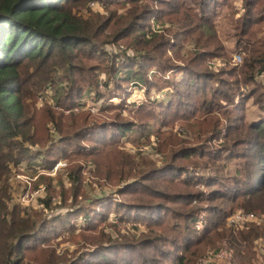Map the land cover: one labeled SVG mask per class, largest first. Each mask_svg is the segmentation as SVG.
Returning a JSON list of instances; mask_svg holds the SVG:
<instances>
[{"label": "trees", "instance_id": "trees-1", "mask_svg": "<svg viewBox=\"0 0 264 264\" xmlns=\"http://www.w3.org/2000/svg\"><path fill=\"white\" fill-rule=\"evenodd\" d=\"M91 1L106 13L92 12ZM223 9L241 11L232 31L223 28L233 48L217 27ZM213 58L224 62L217 71ZM261 74L264 0H0V264H195L223 239L233 264H253L254 242L264 238ZM129 85L147 87L133 110L122 96ZM153 90L163 97L150 98ZM248 100L252 120L243 114ZM175 121L192 140L172 132ZM151 136L159 163L120 145L151 146ZM216 140L220 147L207 148ZM180 161L208 172L190 176ZM20 164L37 175L34 187L45 186L44 207L12 203L10 166ZM236 210L254 221L234 229L227 218ZM66 241L76 247L58 249Z\"/></svg>", "mask_w": 264, "mask_h": 264}, {"label": "rangeland", "instance_id": "rangeland-1", "mask_svg": "<svg viewBox=\"0 0 264 264\" xmlns=\"http://www.w3.org/2000/svg\"><path fill=\"white\" fill-rule=\"evenodd\" d=\"M87 6L92 12H95V13H99V12L106 13L104 5L100 1H91V2L88 3ZM235 9H237V12H238V9H240L239 2L235 3ZM240 12L237 15H233V14L229 13L226 9H223L222 17L221 18L219 17L218 20H217V27H218V29L220 31L221 38H223L224 44H226V46L229 47V48H233V46H234L232 44L233 41L231 40L229 35L226 34L227 30H224L223 28L224 27L225 28H230V30L232 31V27H231L232 20H233L234 17H237V16L241 15ZM80 13H83L85 16L88 15L86 10H81ZM152 24L153 25H152L151 29H153V31L155 29H160L161 28V22H156V23L153 22ZM165 26H168V24H166ZM259 35H261V33H259ZM183 45H185L184 49H186L187 51L193 49L192 48L193 45H191L189 41L185 42ZM120 47H122V48H120ZM120 47H119V49H121V50L123 48H125L123 46H120ZM109 49L111 51H113V52L117 50V48L113 47V46L109 47ZM170 54H172V50L170 51ZM236 54H240V53H236V51H231V62H233L235 64H237L236 62H238L237 60L234 61V59H233ZM207 62L210 65V67H212L216 71L218 69H220L221 67H223V64H224V62L221 59H219V58L208 59ZM177 63L182 64L180 61H178ZM258 79H260L261 82H264V74H261L258 77ZM146 88L147 87H145V86H143V87H141V86L134 87V86H130L129 85L128 88H127L128 95L125 94V93H123V95H122V96L126 97V100H127V103H126L127 107L126 108L133 110V108L136 107L139 103L145 101L146 100L145 97H147ZM163 94H164L163 92H161V94H159V92H156L155 90H153L151 93H149V97L150 98H154V96L163 97ZM120 99L121 98L114 99V100H115V102H119ZM85 100H87V99H85ZM38 102H39V104H41L40 99L38 100ZM101 102H103V101H101ZM101 102H99V103L101 104ZM121 111L124 114V116H128V117H129V115H131L133 113V112L125 110V108H122ZM255 111H256V107L254 105H252L251 100H248L247 103H246V108L243 111V114H245V118L248 119V120H252L254 118V116H255V114H254ZM135 114L136 113L131 115V118H133L135 120H137L139 118L140 120H143L144 122L150 123V127L152 129L154 127L161 126L159 121L156 120L157 121V123H156L155 121L151 120L147 116L146 113H140L137 116L138 118L134 117ZM180 123L181 122H179V121L178 122L175 121V123H174V125L172 126V129H171L172 132L176 133L177 136H179V138L182 139V140H187V141L192 140L191 131L187 133L185 127H183ZM221 132H222V134L225 133V131H221ZM203 137H206V138L210 137V134H208L207 136L204 135ZM155 138H157V137H154V136L150 137V141L152 143L151 146L149 144H147V145L141 144L139 146H136L134 143H132L130 141H123L122 143H120V145L125 151L130 152V153H136L137 150H140L143 153H145L146 155H148L151 158H153L154 160L158 161V163H159L161 158H162V155L159 152H157V149H155L156 142L153 143ZM156 141H158V139H156ZM221 142H222L221 140H216V141H214V143L212 142L209 145H208L209 142L208 143L201 142V143L205 144L206 146L208 145L207 148H209V149H214V147H220ZM195 144H196V142H195ZM180 163L183 164V168L186 169V171L188 172V174L190 176L191 175L192 176H198V175H201L202 173L204 174V173L208 172V170L204 171V169H202V167L204 166L203 162L191 163V162H188V161H180ZM65 165H66V161L62 160V161L58 162L53 167V169L50 171V174L52 176H54L56 174L57 168L64 167ZM10 167H11V171H10L11 175L9 176V186H10V190H11V193H12V203H16L17 202V203H20L21 206H32V207H40V208L44 207L42 205V203H41V199L46 195V189H44L45 186L43 184H38L36 187H34L32 185L33 181H35L38 178L37 175H33V178H30L31 175H28V173L32 174L33 171H31L30 169H27L25 164H20V166H19L20 170H16V168H14L13 166H10ZM89 167H91V169L93 170L92 164H88L87 167L85 168V178H86V184L87 185H89L88 184L89 180H93L94 179V175L91 173L92 171H88L87 170ZM207 168H209V167H207ZM232 168H233L232 167V163H228L226 170H232ZM26 172H28V173H26ZM59 172H61V171H59ZM64 181H65L64 184L67 187L68 184L66 183V179H64ZM55 182H56V179L53 180V184ZM87 185H86L85 189H89V187ZM103 188L105 190L109 191V188H106V187H103ZM101 192H102V190H100L99 188L95 187V189H94V194L95 195H99ZM121 196L123 197L124 195H121ZM205 206L206 205L204 204V207ZM54 211L60 212V211H64V209L56 208ZM53 213L54 212L47 211V214H49V215H51ZM203 216H204L203 214L199 215V217H198L199 219L197 220V224L195 226H197L198 224H201L200 219L203 218ZM141 227L143 228L144 225H141ZM201 227H202V225H201ZM78 230L79 229H77L76 232ZM76 232H74V233H76ZM60 239L61 238H59L58 240H60ZM222 243H223V241L221 240L219 242H216L213 245H210L207 248V250L204 252V254L201 255V258L202 259H206L209 264H224L226 262L225 259L218 258V257H216L214 255L216 250L221 249V248L226 249L225 246L222 245ZM75 247L76 246L72 242H68V241L61 242L58 245V249H61V250L64 249V248H68L69 250L70 249L72 250ZM253 249L255 250V258L253 259V264H264V238L263 239L260 238L257 241H255ZM195 264H197V262Z\"/></svg>", "mask_w": 264, "mask_h": 264}, {"label": "built area", "instance_id": "built-area-1", "mask_svg": "<svg viewBox=\"0 0 264 264\" xmlns=\"http://www.w3.org/2000/svg\"><path fill=\"white\" fill-rule=\"evenodd\" d=\"M234 61L237 60L238 62L236 63H241V53L240 54H236L234 56ZM86 108L90 109L92 112L96 111V107L93 105H88L86 106ZM75 110H78V108H75ZM67 112H69V110L64 111V113L66 114ZM59 165V164H58ZM57 165V166H58ZM56 166V167H57ZM254 213L250 212V211H236L234 213H232L228 218H227V224L232 226L234 229H239L243 226H245L246 223L250 222V221H254ZM198 228H201V224L197 225ZM223 243L222 245L225 246L226 249H218L215 251L214 255L218 258H223L226 260V262L224 264H233V255L231 253V250L229 248V243L226 239L222 240ZM197 264H209L207 262L206 259H202L201 257L197 260Z\"/></svg>", "mask_w": 264, "mask_h": 264}]
</instances>
